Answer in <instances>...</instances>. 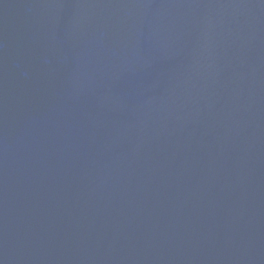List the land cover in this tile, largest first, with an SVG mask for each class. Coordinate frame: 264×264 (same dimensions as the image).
<instances>
[{
    "label": "water",
    "instance_id": "95a60500",
    "mask_svg": "<svg viewBox=\"0 0 264 264\" xmlns=\"http://www.w3.org/2000/svg\"><path fill=\"white\" fill-rule=\"evenodd\" d=\"M0 264H264V0H0Z\"/></svg>",
    "mask_w": 264,
    "mask_h": 264
}]
</instances>
